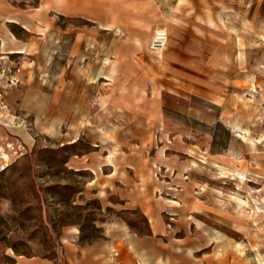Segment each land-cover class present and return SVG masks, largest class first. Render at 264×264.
I'll return each instance as SVG.
<instances>
[{
  "label": "rangeland",
  "instance_id": "obj_1",
  "mask_svg": "<svg viewBox=\"0 0 264 264\" xmlns=\"http://www.w3.org/2000/svg\"><path fill=\"white\" fill-rule=\"evenodd\" d=\"M253 199L264 0H0V264L113 232L153 264H264Z\"/></svg>",
  "mask_w": 264,
  "mask_h": 264
},
{
  "label": "crops",
  "instance_id": "obj_2",
  "mask_svg": "<svg viewBox=\"0 0 264 264\" xmlns=\"http://www.w3.org/2000/svg\"><path fill=\"white\" fill-rule=\"evenodd\" d=\"M167 39V32H165V41L163 43V46H160V39H158L157 44H150V47L157 50L161 55V51L166 46ZM155 47H159L160 49H157ZM120 235H122V233H120L118 236V233L113 232L109 235L108 238L101 242L94 241L92 243L80 246L73 258L72 255H69V263L66 264H136L137 256L141 260L140 264H153V254L150 253V251H148L147 249L148 247L143 244L144 241L142 243V241H138L136 239L137 237H135V235L127 234L123 236L125 242L121 244L122 241L119 240ZM140 243L142 244L139 245ZM116 246L119 250L118 252L115 250ZM112 249L117 253H113ZM182 249L183 253H186V250L189 253L198 251L190 247H184ZM195 263L196 262H194L193 264ZM16 264H52V262H48V260H43L42 258L31 256L23 258L19 257L16 260Z\"/></svg>",
  "mask_w": 264,
  "mask_h": 264
},
{
  "label": "bare ground",
  "instance_id": "obj_3",
  "mask_svg": "<svg viewBox=\"0 0 264 264\" xmlns=\"http://www.w3.org/2000/svg\"><path fill=\"white\" fill-rule=\"evenodd\" d=\"M11 21H13L12 19H11ZM22 52L21 50H15V48L14 49H12V50H9V53H13V52ZM104 71V70H103ZM243 172V171H242ZM97 174V173H96ZM241 175H243V173H240ZM240 197V196H239ZM239 197H237L238 199V201H240L241 203H243L244 205H249V201L247 200V199H243V196H242V198H239ZM254 201H255V211L257 212H260L261 210H263L264 211V207L263 206H261L260 205V203H258V200L257 199H253ZM244 205H242V206H244ZM262 215H264V213H262Z\"/></svg>",
  "mask_w": 264,
  "mask_h": 264
}]
</instances>
